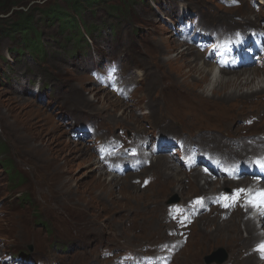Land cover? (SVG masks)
<instances>
[{
	"label": "rangeland",
	"instance_id": "obj_1",
	"mask_svg": "<svg viewBox=\"0 0 264 264\" xmlns=\"http://www.w3.org/2000/svg\"><path fill=\"white\" fill-rule=\"evenodd\" d=\"M253 1L257 7L250 0H127L119 13L108 12V5H117L119 0H106L95 11L77 13L93 31L83 40L84 25L79 44H64L68 36L60 34L57 22L37 23L43 56H32L27 48L20 50L19 36L0 34V143L4 145L0 154V264H136V255L142 257L137 264H151L158 255L170 253L174 255L170 264H216L217 259L209 257L221 246L228 253L222 264H264V255L257 251L264 237L256 238L264 234V224L259 218L253 220L251 208L221 209L216 197L225 182L229 186L220 191L224 194L236 188L252 191L254 183L260 187L251 176L231 182L213 174L209 177L213 172L199 166L187 170L176 154L167 157L168 153L141 158L136 172L116 171L119 165L132 162L123 158L130 153L128 146L148 150L157 132L220 153L231 163L264 152V112L259 113L264 92L252 98H228L256 84L260 77L254 72L264 74V68L223 69L227 78L214 81L205 69L198 72L200 61L188 60L200 53L206 67H211L205 50L178 31L196 18L199 27L209 25L210 18L228 26L220 17L226 11L235 14L234 19L243 18L238 28L247 29L253 25L249 21L256 19V27L261 28L264 0ZM18 2L26 5L0 14V27H8L4 18L15 8L32 9L37 18L39 8L54 2L66 5L62 0ZM139 51L146 55H140L136 63L133 59ZM117 68L122 83L117 95L124 101L112 94L110 86L101 84L103 76ZM247 76L254 80L246 82ZM186 90L205 111L214 109L220 117L212 127L226 122L232 128L239 126L238 133H245L240 144L248 147L232 149L236 144L224 138L225 132L201 131L171 121L168 110L184 115ZM123 91H128L127 97L121 96ZM259 138L258 148L249 146ZM217 144L218 151L214 150ZM6 160L18 173L14 181L3 165ZM148 166L146 172L140 171ZM153 175L162 176L163 187H156L159 180L148 186ZM192 175H197L196 182ZM204 177L210 183L203 187ZM178 178L184 183L181 189L176 186ZM202 201L207 205L199 214L184 213V206L194 208ZM10 254L24 256L14 259Z\"/></svg>",
	"mask_w": 264,
	"mask_h": 264
},
{
	"label": "bare ground",
	"instance_id": "obj_2",
	"mask_svg": "<svg viewBox=\"0 0 264 264\" xmlns=\"http://www.w3.org/2000/svg\"><path fill=\"white\" fill-rule=\"evenodd\" d=\"M261 1V0H260ZM252 8V7H251ZM252 9H254V8H252ZM193 10H195L198 14H204V13H206L208 16H210L209 14H208V12H206L205 10H203V9H199V8H193ZM182 12H184V11H182ZM254 12V11H253ZM256 14L258 15V12L256 11ZM261 14H263V13H261ZM233 15H235V14H233V13H231V12H229V11H226V14H223L222 16H220V17H222L223 19H225V22L228 24V26H225L226 27V30L227 29H229V28H232V27H234L236 24H239V23H244L243 22V18H241V19H239V20H235L232 16ZM211 17V16H210ZM210 20V22L212 23V24H214L215 26H217V27H220V26H224L222 23H221V21H218V24L215 22V19L214 18H210L209 19ZM249 23H253V25L254 26H256V25H258V23H257V19L256 20H253V21H249ZM246 25V24H245ZM254 26H252V27H254ZM174 37V36H173ZM166 40V39H165ZM197 47V46H196ZM241 47H244V45H241ZM189 49H190V47H188ZM197 48H199V47H197ZM249 49H251L250 47H248ZM169 49V48H168ZM186 50V49H185ZM184 50V51H185ZM195 50H197V49H195ZM140 53H138V55H137V57L136 58H134L133 59V61L134 62H136V63H138V59L140 58V55H146V53H144V51H139ZM194 52H196L197 53V51H194ZM200 53H198L197 55H193L190 59H188L189 60V62L190 63H198V61H200L201 63L200 64H197L198 65V67H197V70H198V72H201V73H204V69L206 70V71H208L209 73H211L212 74V77L214 78V81H219V80H222L223 81V79L225 78H227L223 73H222V70L224 69V67L223 68H218L213 62H211V63H213V65H211V67L209 66L208 68L206 67V60H205V58H204V55L202 54V55H199ZM179 64V63H178ZM193 65V64H192ZM191 65V67L193 68V70H194V66H192ZM205 65V66H204ZM189 67V66H188ZM181 68V67H180ZM207 68V69H206ZM184 69V68H183ZM243 69H246V68H243ZM227 70V69H226ZM237 70H242L241 68L240 69H236V70H231V71H237ZM205 71V72H206ZM191 72H192V69H191ZM191 72H189V75L190 76H192V77H195V76H193V75H191L192 73ZM255 73V75H257V76H259L260 78L257 80V83L256 84H254L255 82H253V85H250L249 87H247V89L246 90H241V91H238L237 92V94H235V95H230V96H228V98L229 97H234V98H237V97H246V96H250L251 95V98H252V94H254V93H258V92H264V74L263 73H260V72H258V71H256V72H254ZM210 75V74H209ZM235 75V74H234ZM233 75V76H234ZM211 76V75H210ZM235 77V76H234ZM244 80V79H243ZM254 80V76L253 77H250V76H247L246 78H245V81L246 82H248V81H253ZM256 80V79H255ZM215 84H216V82H215ZM222 84V83H221ZM227 84V83H226ZM230 84V83H229ZM241 84V83H240ZM227 86V85H226ZM185 89V88H184ZM217 89V88H216ZM184 91V90H183ZM236 91V90H235ZM111 92V91H110ZM204 92V91H203ZM212 95L214 94L213 92H210ZM112 94L113 95H115V96H117V97H119V95H117V92H115V91H113L112 90ZM228 94V93H227ZM191 95L193 96V97H195L196 98V96L191 92V91H189V90H186V92L184 93V102H185V110H184V115H181V114H178L177 112H174V111H172V110H168V114H167V116L170 118V119H172L171 121H173V120H176V121H173V122H184V123H187V124H189V125H192V126H195V127H198V128H200V130L201 131H207V130H212V131H216V132H220L221 133V135L222 134H224V132H225V137L224 138H230V140H231V142H233V143H235L236 145L235 146H232L231 145V147H232V149H237V147L238 148H245V147H248V145H246V144H240V141H243L242 140V138H241V136L242 135H244L245 133H238L239 131H240V127L239 126H236L235 128H232V125H228V123L229 122H226V124H221L220 126H219V128H216V127H212V125H213V123L214 124H216V123H219L220 122V117H216L215 116V113H214V109H209L208 108V110L207 111H205L203 108V106L201 107L198 103H199V101L198 100H192L191 99ZM209 96V95H208ZM201 97V96H200ZM261 97H258V98H256V100H259ZM119 99L120 100H122V101H124V99L123 98H121V97H119ZM206 100V99H205ZM261 100H264V97L263 98H261ZM119 101V100H118ZM125 103H127V102H125ZM125 107V106H124ZM122 108V107H121ZM125 109H123V111H124ZM264 112V106L262 107V108H259V113H263ZM140 121V120H139ZM153 122H154V120H152ZM141 122V121H140ZM156 122V121H155ZM139 128H141V126H139ZM161 129H163V128H166V125H164V126H162V127H160ZM132 130H133V132L134 133H139V131H136L134 128H132ZM214 135H216V134H214ZM216 137H217V139L218 140H222V138L223 137H219L218 135H216ZM142 140H145V138L144 139H142ZM141 140H137V143L138 142H140ZM136 142V141H135ZM260 143H262V140L259 138V139H256V140H253L250 144H249V146L250 147H252V148H258L257 146L258 145H260ZM219 145L220 144H217V145H215L214 147V150H216V151H218V149H219ZM244 145V146H243ZM263 146V145H262ZM126 149V148H125ZM140 158H146V159H148L151 155H154L155 154V156H158L159 154H157V153H152V151H151V147H150V149L147 151V150H142V151H140ZM164 156H167V155H164ZM167 157H170V156H167ZM123 158H125V159H128V156H126V155H123ZM131 159H134V158H131ZM98 162H99V160H98ZM230 163V162H229ZM151 164H152V162L150 163V166H151ZM177 164H179V163H175V165L177 166ZM101 165V164H100ZM99 166V165H98ZM150 166H148V167H142L141 168V172H146V169L147 168H149ZM137 170H135V171H133V172H136ZM205 171V170H204ZM194 174V173H193ZM215 175L214 173H209V174H207L206 176H209L210 177V175ZM197 175H192V177H193V181L192 182H196V179H194L195 177H196ZM205 178V177H204ZM179 179H182V178H178L177 179V181H178V183L176 184V186L178 185V189H181V188H183V184H180V182H179ZM209 179V178H208ZM154 180H159V182L156 184L157 186L156 187H158V188H161V187H163V185H164V179L162 178V176H152V178L150 179V182L148 183V186L150 185V184H152L153 182H154ZM224 180L225 181H229V182H231L229 179H225L224 178ZM246 180H248V178H241V180L240 179H237V181H246ZM100 181V180H99ZM207 181V179L205 178V184L203 185V187L204 186H206V184H209L210 182H208ZM182 183V182H181ZM173 186V185H172ZM229 186V183H227V182H225L223 185H222V187H220L219 189V193L218 194H220L221 192L220 191H224L225 189H226V187H228ZM256 187V185L255 184H253L252 185V188H255ZM257 188H260V187H257ZM216 189V188H215ZM217 190V189H216ZM223 194V193H222ZM218 196V195H217ZM216 196V197H217ZM215 198V197H214ZM210 201H212V200H210ZM213 202V201H212ZM217 203H218V205H219V207L221 208V209H225V210H227V209H231V208H227V205H228V200L226 199V197L223 195V196H221L220 197V199H218V201H217ZM251 206V205H250ZM260 206V204H256V205H254L253 206V209H252V211L251 212H253V215H252V217H253V220H255V219H257V218H259L260 220H261V223H262V225L264 224V210L262 211H258L259 210V207ZM203 208V207H202ZM202 210V209H201ZM199 212H201V211H199ZM198 212V213H199ZM171 215V214H170ZM170 218V217H169ZM246 218V217H245ZM249 220H250V218L248 217V224H249ZM183 224V223H182ZM260 224V223H259ZM257 225V224H256ZM248 227L250 228L251 226H249L248 225ZM254 229V228H253ZM262 229V228H261ZM254 234H256V233H254ZM258 235V234H257ZM250 236H253L252 234L251 235H249V237ZM264 237V234L263 235H258L256 238H260V239H262ZM250 239V238H249ZM248 239V240H249ZM164 245V244H163ZM142 258V257H141ZM253 262V261H252ZM251 262V263H252Z\"/></svg>",
	"mask_w": 264,
	"mask_h": 264
},
{
	"label": "trees",
	"instance_id": "obj_3",
	"mask_svg": "<svg viewBox=\"0 0 264 264\" xmlns=\"http://www.w3.org/2000/svg\"><path fill=\"white\" fill-rule=\"evenodd\" d=\"M66 2L65 6H61L59 2H54L53 6L39 8V12L37 18H35V14L32 11L23 10V9H13L8 16L4 18V21H8V27H0V34L8 37H20L21 49L27 48L29 53L32 56H43L44 55V46L40 39L42 33L40 28L37 26V23L44 22L47 24H54L55 22L59 25L60 34H67V40L64 41V44L70 41H74L76 44H79L80 38L82 36V27L85 25L86 34H93L92 28L90 24H85L82 19L83 14L82 11H86V9H90L89 11H95L100 5L104 4L106 0H62ZM0 0V14H7L11 11L13 7L16 6H24L23 2L17 1H7ZM93 3H97L96 6L91 9L90 6ZM129 3H132L129 2ZM127 4V0H119L117 5L110 4L108 5V12H123L124 5ZM105 6V5H104ZM119 6V7H118ZM127 8V7H125ZM34 9V8H33ZM80 13L82 16L80 17ZM43 24V23H42ZM64 46V45H63ZM16 49H13L15 51ZM17 51L18 48H17ZM3 143V142H2ZM0 143V154H2L4 145ZM11 161L6 160L4 167L7 172L10 174L11 179L14 181L15 177H17L18 173L14 167L11 166Z\"/></svg>",
	"mask_w": 264,
	"mask_h": 264
},
{
	"label": "clouds",
	"instance_id": "obj_4",
	"mask_svg": "<svg viewBox=\"0 0 264 264\" xmlns=\"http://www.w3.org/2000/svg\"><path fill=\"white\" fill-rule=\"evenodd\" d=\"M250 2L252 3V5L254 6V7H257V3H256V1H253V0H250ZM238 18H236L235 20H237ZM177 20V19H176ZM189 21V20H188ZM208 26H210L211 27V29H206V28H204V26H202L201 27V31H203V32H200L199 33V37L200 36H202L203 38L201 39V41L202 40H204V41H207L209 38H210V36H212V34H213V32H216V33H218L219 35H221V34H226V36L228 35V34H233V33H236L239 29L240 30H242V31H244V32H247V33H250V32H253V33H255V32H260V33H264V24L262 25V27L260 28L259 26H254V25H251L250 27H248L247 29H241V28H238L236 25L234 26V27H232V28H229V29H227L226 30V27L225 26H220V27H217V26H215L214 24H212L210 21L208 22ZM248 25H250V24H246L245 26H248ZM252 26H254V27H252ZM225 27V29H223ZM221 28V29H220ZM179 32H181L180 30H178ZM207 31H209L210 33H211V35L210 36H208L207 34H206V32ZM181 34V33H180ZM191 33H189L188 34V37H187V39L188 40H191V41H193L194 43H195V45H197V47H199V49H201V50H205V57H207V58H210V60L217 66V63L214 61L215 60V56H214V52L209 48V47H203V46H200V45H198L197 43L200 41V40H198V38H196V39H192L191 37ZM255 50V49H254ZM260 57V56H259ZM255 66H262L263 68H264V66L263 65H261V64H258V63H256L255 64ZM218 68H223V66H217ZM252 67V66H251ZM248 68H250V67H248ZM224 69H226V68H224ZM243 69V68H242ZM227 70H232V69H227ZM256 185V184H255ZM264 182L262 183V185H261V187H262V189L264 188ZM254 189H257V186L254 188ZM248 190V189H247ZM245 191V190H244ZM260 206H263L264 207V205H262V204H260ZM259 206V207H260ZM245 208L247 209L248 208V206L246 207L245 206ZM252 209L253 208H251V211H252ZM248 210H250V209H247V211ZM250 211V213H253V212H251ZM221 247H223V246H221ZM224 248V247H223ZM225 249V248H224ZM226 253H227V250H226ZM171 254V253H170ZM169 254V255H170ZM228 254V253H227ZM171 255H172V257H171ZM170 255V258L167 260V262H166V264H170V262H171V259H173V254H171ZM21 256H24V254L23 255H20V256H18V258H21ZM228 259V256H227V258L225 259V260H227ZM225 260L222 262V263H224L225 262ZM222 263H218V262H216V264H222Z\"/></svg>",
	"mask_w": 264,
	"mask_h": 264
},
{
	"label": "water",
	"instance_id": "obj_5",
	"mask_svg": "<svg viewBox=\"0 0 264 264\" xmlns=\"http://www.w3.org/2000/svg\"><path fill=\"white\" fill-rule=\"evenodd\" d=\"M227 256L228 254L226 253V250L223 247H220L217 249V252L209 257V260L217 259L218 263H222L227 258Z\"/></svg>",
	"mask_w": 264,
	"mask_h": 264
},
{
	"label": "snow or ice",
	"instance_id": "obj_6",
	"mask_svg": "<svg viewBox=\"0 0 264 264\" xmlns=\"http://www.w3.org/2000/svg\"><path fill=\"white\" fill-rule=\"evenodd\" d=\"M243 191H244V190H242V189H241V190H238L237 193H236V195H235V197H234V199L238 198L239 195H240V193L243 192ZM261 195H264V193H262ZM257 251L261 252L262 255H264V244H261V245L259 246V248L257 249Z\"/></svg>",
	"mask_w": 264,
	"mask_h": 264
}]
</instances>
